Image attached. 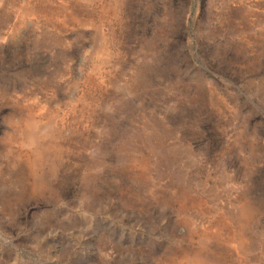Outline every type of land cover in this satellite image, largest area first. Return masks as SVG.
I'll use <instances>...</instances> for the list:
<instances>
[{
  "label": "rangeland",
  "instance_id": "obj_1",
  "mask_svg": "<svg viewBox=\"0 0 264 264\" xmlns=\"http://www.w3.org/2000/svg\"><path fill=\"white\" fill-rule=\"evenodd\" d=\"M0 264H264V0H0Z\"/></svg>",
  "mask_w": 264,
  "mask_h": 264
}]
</instances>
